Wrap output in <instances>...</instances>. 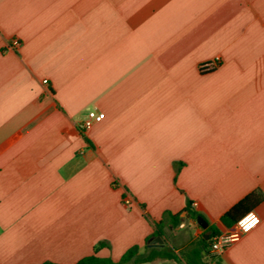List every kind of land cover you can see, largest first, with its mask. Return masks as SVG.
Returning a JSON list of instances; mask_svg holds the SVG:
<instances>
[{
    "label": "crops",
    "instance_id": "1",
    "mask_svg": "<svg viewBox=\"0 0 264 264\" xmlns=\"http://www.w3.org/2000/svg\"><path fill=\"white\" fill-rule=\"evenodd\" d=\"M258 191L264 0H0V264H264Z\"/></svg>",
    "mask_w": 264,
    "mask_h": 264
},
{
    "label": "built area",
    "instance_id": "2",
    "mask_svg": "<svg viewBox=\"0 0 264 264\" xmlns=\"http://www.w3.org/2000/svg\"><path fill=\"white\" fill-rule=\"evenodd\" d=\"M19 44V40L14 39L10 48L14 49ZM215 66L216 62H210L202 66V69L204 68L205 70H212ZM47 82V80H44L45 84ZM100 119V115H98L95 111H91L89 112L88 117L84 121V126L88 128L94 123V121H98ZM125 203L129 204L130 201L126 200ZM252 219L256 221L254 224L252 223ZM259 223V215L255 211L248 212L235 223L232 230L225 233L213 235L209 246L210 253L213 256L223 254L232 244L238 242L243 235L256 228Z\"/></svg>",
    "mask_w": 264,
    "mask_h": 264
},
{
    "label": "trees",
    "instance_id": "3",
    "mask_svg": "<svg viewBox=\"0 0 264 264\" xmlns=\"http://www.w3.org/2000/svg\"><path fill=\"white\" fill-rule=\"evenodd\" d=\"M264 201V194L260 191L253 192L252 194L246 196L244 199H242L239 203L234 205L222 218V221L225 224H232L236 223L241 217H243L248 212L254 210L258 205H260ZM173 224L176 226L178 225V219L179 214L172 215ZM213 233L210 234L209 239H202V250L207 251L210 239L213 234L217 233V230H212ZM157 233L162 234L161 229L158 226ZM103 244H100L95 247V253H97L98 249ZM139 248L137 246L129 249L121 258L120 262L114 263L108 260H103L98 258L95 255L89 256L87 258H84L80 260L76 264H127L129 261H131L136 255L138 254ZM45 264H52V263H45Z\"/></svg>",
    "mask_w": 264,
    "mask_h": 264
},
{
    "label": "water",
    "instance_id": "4",
    "mask_svg": "<svg viewBox=\"0 0 264 264\" xmlns=\"http://www.w3.org/2000/svg\"><path fill=\"white\" fill-rule=\"evenodd\" d=\"M198 222H202V219L198 218ZM203 226L205 227L206 226V223H203ZM152 243L154 245H157V244H163V240L161 237H156L155 239L152 240Z\"/></svg>",
    "mask_w": 264,
    "mask_h": 264
},
{
    "label": "snow or ice",
    "instance_id": "5",
    "mask_svg": "<svg viewBox=\"0 0 264 264\" xmlns=\"http://www.w3.org/2000/svg\"><path fill=\"white\" fill-rule=\"evenodd\" d=\"M256 221L254 219H252V223L254 224Z\"/></svg>",
    "mask_w": 264,
    "mask_h": 264
}]
</instances>
